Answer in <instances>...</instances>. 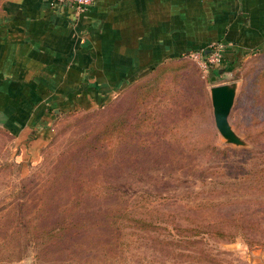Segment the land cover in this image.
Segmentation results:
<instances>
[{"label":"rangeland","instance_id":"rangeland-1","mask_svg":"<svg viewBox=\"0 0 264 264\" xmlns=\"http://www.w3.org/2000/svg\"><path fill=\"white\" fill-rule=\"evenodd\" d=\"M226 70L189 53L42 107L35 128L26 115L0 122V264H264V44ZM227 82L243 145L215 125L210 90ZM174 223L196 226L200 243Z\"/></svg>","mask_w":264,"mask_h":264},{"label":"crops","instance_id":"crops-1","mask_svg":"<svg viewBox=\"0 0 264 264\" xmlns=\"http://www.w3.org/2000/svg\"><path fill=\"white\" fill-rule=\"evenodd\" d=\"M217 41L227 70L263 46L264 0H94L80 14L51 0H4L0 122L26 115L24 127L35 128L42 107L118 90Z\"/></svg>","mask_w":264,"mask_h":264},{"label":"water","instance_id":"water-1","mask_svg":"<svg viewBox=\"0 0 264 264\" xmlns=\"http://www.w3.org/2000/svg\"><path fill=\"white\" fill-rule=\"evenodd\" d=\"M215 125L221 136L230 144L243 145L244 141L230 123V115L237 97L236 82L211 87Z\"/></svg>","mask_w":264,"mask_h":264},{"label":"built area","instance_id":"built-area-1","mask_svg":"<svg viewBox=\"0 0 264 264\" xmlns=\"http://www.w3.org/2000/svg\"><path fill=\"white\" fill-rule=\"evenodd\" d=\"M93 3L94 0H51L52 7L57 11L69 9L76 14L85 12ZM226 48L225 42L217 41L192 52L191 55L204 71H208L223 66Z\"/></svg>","mask_w":264,"mask_h":264},{"label":"trees","instance_id":"trees-1","mask_svg":"<svg viewBox=\"0 0 264 264\" xmlns=\"http://www.w3.org/2000/svg\"><path fill=\"white\" fill-rule=\"evenodd\" d=\"M128 218L131 221L130 223H128V225L130 227H132L135 231L139 230L140 232L145 233L146 235L150 236L151 238H154V240L156 241L157 244H159V245L160 244L168 245V246H166V248H168L170 245L171 246L172 245H179L178 243L174 242V240L170 241L169 239L165 240V239L160 238L159 235H161V236L163 235L162 232H161L163 229H167L169 232H171V230L167 226H163L161 224H157L153 220H148L145 217H130L128 215ZM86 223H87L86 220H82L80 225H84L83 227H85ZM122 225H123V227L126 226V224H122ZM173 228L177 231L178 235H180L179 232H181V231H185L186 233H189V234H184L186 236H184L182 238V241L188 242L190 244L191 243H193V244H196V243L199 244L200 243V240L197 238L198 234L194 233V231H197L196 226L190 228V226H188V225H184V224H181V223H174L173 224ZM192 237H196V238L193 240ZM176 251H179V250L175 249L173 252H176Z\"/></svg>","mask_w":264,"mask_h":264}]
</instances>
